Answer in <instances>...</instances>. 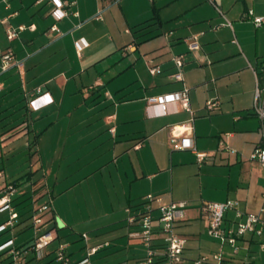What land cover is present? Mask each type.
<instances>
[{
	"label": "crops",
	"instance_id": "crops-1",
	"mask_svg": "<svg viewBox=\"0 0 264 264\" xmlns=\"http://www.w3.org/2000/svg\"><path fill=\"white\" fill-rule=\"evenodd\" d=\"M63 1L66 13L58 18L51 0H0V194L7 183H19L11 202L18 217L0 230V244L11 238L28 244L34 234L21 233L33 229V211L47 202L34 201L49 195L43 230L52 229L55 237L41 258L28 250L25 264H42L43 258V264H55L54 251L66 242L72 263L85 257L80 249L99 245L94 264H140L146 248L129 236L127 208L153 193L162 197L152 201L153 211L163 202H188L176 223L187 238L183 264L204 254L211 255L205 264H215L219 239L208 233L203 199H237L239 209L264 216V165L251 158L263 136L253 106L264 24L249 16L264 14V0H127V9L123 0ZM9 24L27 26L9 39ZM247 28L256 33L253 44ZM194 35L199 47L190 49ZM7 49L24 62L22 70L2 69ZM180 53L183 80L173 76V55ZM149 63L161 71L151 73ZM184 84L192 120L177 101L163 113L147 100ZM212 97L218 104L209 108ZM188 121L194 145L209 153L203 162L192 149L170 145L171 127ZM220 141L236 151L221 148ZM70 192L76 206L88 211L80 224L74 212H66L74 209L71 198L65 199ZM9 217L10 208L0 207V225ZM236 220L232 208L224 225L235 226ZM239 242L253 257L252 245L262 247L264 231L247 232ZM153 244L164 250L160 234ZM221 251L224 264L245 260L229 244ZM0 264H11L7 249L0 251Z\"/></svg>",
	"mask_w": 264,
	"mask_h": 264
},
{
	"label": "built area",
	"instance_id": "built-area-1",
	"mask_svg": "<svg viewBox=\"0 0 264 264\" xmlns=\"http://www.w3.org/2000/svg\"><path fill=\"white\" fill-rule=\"evenodd\" d=\"M55 5L53 12L57 17L63 16L66 11L62 8L66 3L63 0H51ZM60 11V13H58ZM221 11V10H220ZM57 12V13H56ZM222 12V11H221ZM250 18L257 25L264 24V16L254 15L252 11L249 14ZM27 25L21 24L18 26L7 25L6 32L9 39H13L17 36L18 32L24 29ZM33 26V25H30ZM56 28V25H54ZM189 42L190 49H196L199 47L196 35ZM173 61L176 66V71L173 76L177 80H183V64L184 54L173 55ZM12 65H16L20 70L23 69L24 62L15 57L11 49L5 50L1 54V66L2 69H7ZM149 70L155 74L161 71V67L158 64L149 63ZM256 86L254 91V112L260 118L262 129V140L254 148L251 158L259 160L264 165V58L254 68ZM92 85L91 87H93ZM37 93H41V88H38ZM106 94L110 96L109 91ZM148 102L152 105H159L163 113L169 111V102L177 101L180 108L186 109L191 112L194 118V111L190 104L189 88L184 84L183 88L178 92L165 93L160 95H154L148 97ZM35 98L30 100L33 104ZM218 104L217 100L207 102L209 108H213ZM113 129V128H112ZM170 145L173 149H192L197 156L199 162H203L209 155L207 151L199 150L196 148L193 142V127L190 121L181 124L173 125L171 127ZM140 143L137 144L139 146ZM219 146L231 151H236L233 147L227 145L224 141H220ZM18 186L13 183H8L1 191L0 194V207L10 208L9 219L0 225V230L9 224H13L18 217V212L13 209L11 202L14 195L18 191ZM162 200L160 195L149 193L144 197L142 208L139 211H134L132 207H128V222L133 229L129 232L131 238L138 239L146 248V255L140 260V264H151L156 259V254H161V260L158 264H183L184 249L187 238L179 233L176 229V223L186 215V209L188 202L185 200L169 201L160 203L158 209L159 214H153L152 201ZM239 200L227 199L225 201H216L203 199L201 202L202 214L207 218L208 233L219 239L222 245L229 244L232 247L233 252L239 251L238 239L245 235L247 232H253L255 234H262L264 231V216L261 213L248 212L241 210L237 207ZM50 206L47 202L37 207L33 213V229L34 236L28 244L16 245L11 238L6 242L0 244V251L7 249L9 253L11 264H25L27 260L26 253L28 250H34L37 258L43 257V250L47 244H49L55 237L52 229L43 230V213ZM236 209V225L225 226V214L228 210ZM264 210V207L261 211ZM156 234H160L164 240V250L158 252L153 246V240ZM84 238H87V234H83ZM264 248V242H262ZM99 248V245L88 247L87 255L79 262L72 263L67 251V244L60 243L55 249V264H84L90 260V255L95 253ZM213 259L218 264H224V255L222 251H216L212 253ZM211 255L204 254L197 258L193 264H203L210 260ZM240 264H259L253 260L245 259Z\"/></svg>",
	"mask_w": 264,
	"mask_h": 264
},
{
	"label": "rangeland",
	"instance_id": "rangeland-1",
	"mask_svg": "<svg viewBox=\"0 0 264 264\" xmlns=\"http://www.w3.org/2000/svg\"><path fill=\"white\" fill-rule=\"evenodd\" d=\"M123 2H124V4H125V6H126V9H127V0H123ZM260 16H264V14L263 15H260ZM250 28H247L245 31H244V34L250 39V42L253 44V43H255V41H256V33L254 32V31H252L251 29L249 30ZM260 35H261V40H264V31H262L261 33H260ZM160 38V36L159 37H157L156 39H159ZM243 83H247V76L246 75H244V80H243ZM255 86H256V83H255ZM237 88H239V87H237ZM225 89H226V87H225ZM209 91H212V89L211 90H209ZM216 98L217 97H212V98H210L207 102H209V101H213V100H216ZM230 146H232V145H230ZM232 147H234V146H232ZM235 149H236V147H234ZM252 154V153H251ZM16 164V163H15ZM23 165H24V163H23ZM14 166V165H13ZM13 172V171H12ZM66 198L65 199H67V198H71V202H72V205H73V207H74V209L72 210V209H66V212H67V214H69V216H71V217H73V215H72V212H74V214H76V216H77V218H78V224H80V223H82L81 222V216H82V214H87V212L88 211H86V210H81V209H79L78 208V206H76L77 205V203H76V195L73 193V192H70L69 194H67L66 196H65ZM45 200H47V202H49L50 204H51V202H52V200H51V196H49V195H46V196H44V197H41L40 199H36L35 201H34V203H40V202H42V201H45ZM32 202H33V200L30 202V204H29V206L32 204ZM46 202V203H47ZM68 201H66V203H67ZM68 205V204H67ZM29 206H24L23 207V209L25 210V209H28V207ZM68 208H69V206H68ZM94 212H96V211H94ZM249 212V211H248ZM47 214H48V212L45 214V218L47 219L48 217H47ZM153 214L156 216V215H158L159 214V209H157V210H154L153 211ZM44 218V221H46V219ZM47 224H49V223H47V222H45V224H44V228L45 229H48L49 227H47ZM18 229V228H17ZM32 234H34V229H32V228H29V229H27L25 232H23V233H21V235L23 236H29V235H32ZM87 236H88V233H87ZM0 238H2V236H0ZM69 238L70 237H63V240L66 242V241H69ZM57 241V240H56ZM214 241H217L218 242V244L216 245V247H215V251H221V245H222V243L220 242V240H214ZM78 242H82V241H78ZM67 243V242H66ZM56 244H57V242H56ZM239 246H240V248H239V251L236 253V256L235 257H237V258H241V259H248V257H250V256H248V253H249V251H247V250H249V248L247 247V246H244L243 244H241L240 242H239ZM88 247L89 246H87V247H83L82 249H80L81 250V256H86L87 255V252H88ZM79 250V251H80ZM252 252H253V254H254V256L253 257H250L249 258V260H253V261H255V262H257V263H259V264H264V248H262L261 247V243H254L253 245H252ZM92 255H93V253L90 255V260L87 262V263H84V264H94V263H96V262H99V260H100V258H97L96 256L94 257H92ZM108 257V256H107ZM106 257V258H107ZM110 257V256H109ZM42 264H43V262L45 261V258H43V259H40L39 260ZM242 262V261H241ZM205 264V263H204ZM215 264H218L216 261H215Z\"/></svg>",
	"mask_w": 264,
	"mask_h": 264
},
{
	"label": "trees",
	"instance_id": "trees-1",
	"mask_svg": "<svg viewBox=\"0 0 264 264\" xmlns=\"http://www.w3.org/2000/svg\"><path fill=\"white\" fill-rule=\"evenodd\" d=\"M9 183H13V184L19 186V183H18V180H17V179H15L13 182H9ZM7 184H8V183H7ZM7 184H6V185H7ZM6 185H5V186H6ZM5 186H4V187H5ZM4 187H3V188H4ZM3 188H2V189H3ZM142 204H143V202L139 203L134 209H133L132 206H131V207H132V209H133L134 211H139V210H141V208H142ZM153 246H154V245H153ZM154 247H155V246H154ZM155 256H156V259H155V261H154L153 263H151V264H158V263L160 262L161 258H162L160 253H157Z\"/></svg>",
	"mask_w": 264,
	"mask_h": 264
}]
</instances>
